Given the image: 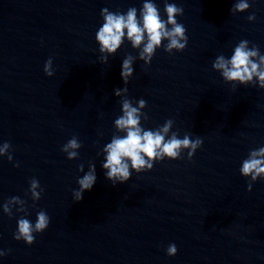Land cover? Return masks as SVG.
I'll list each match as a JSON object with an SVG mask.
<instances>
[{"label":"clouds","instance_id":"1","mask_svg":"<svg viewBox=\"0 0 264 264\" xmlns=\"http://www.w3.org/2000/svg\"><path fill=\"white\" fill-rule=\"evenodd\" d=\"M249 7L247 0H239L230 11L242 13ZM183 11L182 7H178L174 3H165L167 19L164 20L152 0H145L139 10V16L135 7L129 8L126 13L111 12L104 8L101 10L103 24L96 33V41L100 46L99 51L114 55L127 39L133 48L140 49L139 59L145 64L151 62L156 49L160 48L165 40L168 41L164 46L166 52L183 51L187 45L188 37L185 27L176 20L177 16L183 15ZM248 19L254 20L255 16L250 15ZM248 45L249 41H240L234 48L231 58L219 55L212 67L221 72L225 81H238L240 84L247 85L255 77L259 82V87L264 88V55L260 54L256 46L249 48ZM107 57V55L102 56L104 62H107ZM134 59L135 57L129 55L122 62L121 77L125 84L134 73L132 67ZM44 72L48 76L53 75L51 58L45 63ZM121 91L127 92V88L116 89L115 95L120 96ZM121 105L122 115L114 121V126L118 133L124 135H113L111 142L106 144L103 149L106 155L102 167L105 170L106 178L114 185L118 182L128 181L132 171L136 173L150 171L155 162L165 158L169 160L180 158L183 150H188L190 159L201 147L202 140L200 138L193 140L185 135L183 139H180L175 132L168 136L173 125L172 120L166 121L162 127L155 130L144 129L141 126V117L143 116L144 119L147 117L141 111L146 107V101L143 99L139 101V107H133L127 98L121 101ZM3 145L0 154L6 152L10 147L7 142ZM80 147L78 139L73 137L63 146L62 151L67 153L69 160H72L78 157V152L75 149ZM8 159L12 160L10 154H8ZM79 170L83 172V165L79 166ZM240 173L244 177H251V181H256L258 177L264 178V147L250 151L248 158L243 161ZM96 179L95 164H90L89 170L77 181L79 188L74 191L75 201H80L83 198V193L92 189ZM251 187L252 183L250 182L249 191ZM37 189L39 190L37 191ZM29 191L34 202L41 198L43 189H40L39 181L35 178L30 181ZM17 202L25 204V201L19 197H12L3 205L4 213L11 216L12 209L9 204ZM17 211L24 212L25 208L21 207ZM49 223L50 218L43 210L37 213L35 224L26 218H20L14 239L32 245L35 242L34 233H42L48 228ZM166 252L168 256H174L177 252L175 244H170ZM0 255H4V253L0 252Z\"/></svg>","mask_w":264,"mask_h":264}]
</instances>
